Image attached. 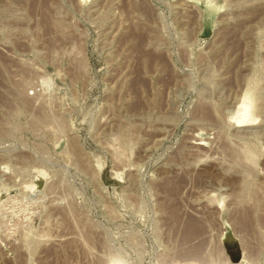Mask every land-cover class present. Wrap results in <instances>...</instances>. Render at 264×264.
<instances>
[{
  "label": "rangeland",
  "instance_id": "374dc122",
  "mask_svg": "<svg viewBox=\"0 0 264 264\" xmlns=\"http://www.w3.org/2000/svg\"><path fill=\"white\" fill-rule=\"evenodd\" d=\"M0 264H264V0H0Z\"/></svg>",
  "mask_w": 264,
  "mask_h": 264
},
{
  "label": "bare ground",
  "instance_id": "6f19581e",
  "mask_svg": "<svg viewBox=\"0 0 264 264\" xmlns=\"http://www.w3.org/2000/svg\"><path fill=\"white\" fill-rule=\"evenodd\" d=\"M249 105L247 103V95L244 96L243 102L240 104L234 120L237 124H245L250 121V115L248 113ZM200 145H203L200 143Z\"/></svg>",
  "mask_w": 264,
  "mask_h": 264
}]
</instances>
